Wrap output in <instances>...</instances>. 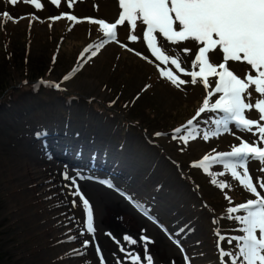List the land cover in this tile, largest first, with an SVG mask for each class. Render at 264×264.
<instances>
[{
    "label": "rangeland",
    "instance_id": "374dc122",
    "mask_svg": "<svg viewBox=\"0 0 264 264\" xmlns=\"http://www.w3.org/2000/svg\"><path fill=\"white\" fill-rule=\"evenodd\" d=\"M96 1L78 0L68 9L65 0L59 7L41 0L45 7L35 9L22 0L15 5L0 0V14L7 11L15 18L8 21L0 15V103L14 93L0 109V264H116V257L120 264H132L126 252L142 253L145 242L140 237L153 227L160 233L150 235L155 243L147 242L154 264H230L231 257L221 258L219 251H238L235 241H227L243 233L238 222L221 217L228 215L229 207L246 203L247 195L238 182L224 189L211 183L209 172L221 171L214 168L222 165H212L209 172L198 166L203 157L196 144L204 142L202 133L187 142L182 138L187 136L185 125L196 116L211 88L204 89L199 82L177 88L161 68L171 67L184 80L191 77L155 60L151 49L144 52L122 41L128 29L148 47L139 21L136 29L126 21L115 40L104 37L102 28L91 20L111 23L121 12L109 20ZM63 12L76 15L77 21L51 19ZM32 84L51 91L40 96L21 92ZM216 116L204 113L197 120L207 128L211 125L204 119ZM126 120L132 124L127 132L121 126ZM68 124L74 129L66 130ZM176 128L182 129L180 134ZM234 132L242 138L250 135ZM111 136L113 142L108 144ZM214 138L205 141L210 154L214 155L213 148L231 150L229 145L215 144ZM107 144L119 156L104 149ZM25 152L53 174L45 172L40 184H35V178L28 183L11 177ZM254 163L258 162L249 164ZM66 171L85 177L76 179L83 189L100 185L101 180L113 185L102 186L114 195L111 200L92 202L93 210L99 208L97 216L93 214L94 238L86 230L80 235L86 215L78 204L72 205L70 196L64 200ZM243 214L242 210L233 215ZM43 215L58 220L61 230L67 231L66 241L44 234L39 227ZM218 227L224 229L220 232L224 240L215 234ZM124 235L137 239L138 245L124 241ZM85 240L89 241L86 248ZM122 246L125 253L119 251ZM59 247L61 254L56 251ZM140 264H147L145 257Z\"/></svg>",
    "mask_w": 264,
    "mask_h": 264
},
{
    "label": "snow or ice",
    "instance_id": "6c2138e0",
    "mask_svg": "<svg viewBox=\"0 0 264 264\" xmlns=\"http://www.w3.org/2000/svg\"><path fill=\"white\" fill-rule=\"evenodd\" d=\"M17 2L18 0H10L12 5ZM22 2L34 5L35 9L45 7L41 0ZM50 2L61 6V0ZM118 3L123 11L114 22H106L103 18L91 20L102 28L104 37L115 40L118 24L124 25L127 21L136 29L139 21L140 32L143 39L147 40L155 60L175 66V69L191 77L190 81L184 80L174 74L171 67L167 70L161 68V73L167 80L177 88L189 83L197 85L198 82L204 89L211 88L203 98L196 116L185 125L183 131L187 132V136L182 138L187 142L188 137L194 139L202 133L201 138L208 141L221 133H228L238 141V144H231L230 151H217L213 148L214 155H204L198 166L209 172L212 165H222L224 171L209 172L213 177L211 183L224 189L230 187L233 181L238 182L243 191L254 197H246V203L229 207L228 215L221 217L238 222L241 226L238 231L243 234L231 236L227 241L229 244L235 241L233 247L238 251L220 249L219 257H231L230 264H264V195L258 190H264V179L260 178L264 177V144L259 143L264 142V0H118ZM65 6L72 9L73 0H65ZM0 15L8 21L15 19L7 11ZM62 17H66L68 21L78 19L68 12L51 19L58 21ZM144 25L147 26L146 32L143 31ZM158 36L161 37L159 40ZM125 38L127 39V35ZM131 40L136 41L137 36L132 35ZM213 49L216 51H212ZM189 50L191 54L185 55ZM95 54L92 52L93 56ZM240 61H245L246 64L241 67L237 64ZM247 66L255 69V73L246 74ZM189 67L193 70L186 71ZM210 77L217 79L210 81ZM64 79L67 80L68 77L65 76ZM54 87L60 88V85L55 84ZM216 94L220 95L213 101ZM204 113H217L215 118L204 119V124L211 125L207 128H201L200 121L197 120ZM230 125L241 133L252 135L242 139ZM181 131V128L175 129L177 134ZM250 161L258 162L254 173L257 177L255 183L254 175L249 174ZM226 173L228 176L225 179H216L225 177ZM77 176L79 174L71 176L66 171L64 180L70 183L65 184V187L70 195L80 198L86 212V223L81 227L80 235L83 236L86 230L94 238L96 228L93 224V207L81 193L76 183ZM99 183L113 187L108 181L101 180ZM73 188L75 191H72ZM72 204L75 206V199ZM242 210L245 214L233 215ZM213 223L218 224V221ZM221 231L224 229L218 227L215 234L220 240H224L225 237L220 235ZM70 239L75 240L76 237L72 236ZM140 239L145 242L143 252L129 250L126 258L130 257L132 264H140L143 256L147 264H154L153 256L147 251V237L141 235ZM123 240L131 245H138V240L129 235H124ZM88 244L89 241L85 240L83 247L86 248ZM96 251L99 252L98 247ZM119 251L125 253V247H120ZM112 255L116 257L115 253ZM99 260L103 262L105 257L101 255ZM116 264H120V257H116Z\"/></svg>",
    "mask_w": 264,
    "mask_h": 264
},
{
    "label": "bare ground",
    "instance_id": "6f19581e",
    "mask_svg": "<svg viewBox=\"0 0 264 264\" xmlns=\"http://www.w3.org/2000/svg\"><path fill=\"white\" fill-rule=\"evenodd\" d=\"M77 1L78 0H73L74 5L78 4ZM96 2L98 3L97 8L100 10L102 16H104L105 18H107L109 20H111L114 17V13H116L118 11H120V12L123 11L119 7L118 0H97ZM62 20H65V19H62ZM123 28H126V24H124V25H119L118 24L117 25L116 34L119 37L121 36V30ZM126 35H127V39L125 38ZM132 35H134V34L130 30L127 29L126 33L124 35H122V39L121 38L120 39L122 41H124V42H128V43L134 44V47L139 49V50H141V51L150 52L149 48L146 47L145 44L142 45L140 43L139 36H137V40L136 41H132L131 40V36ZM180 43L181 44H185L187 42H180ZM110 47H112V46H110ZM111 50H112V48H109L108 52H110ZM212 51H216V49H213ZM190 54H191L190 50H189V52L185 53V55H190ZM237 64L239 66L243 67L246 64V62L245 61H240V62H237ZM174 69H175V66H174ZM176 70H178V69H176ZM252 73H255V69H252L251 66H247L246 74H252ZM256 95L259 96V94H256ZM262 123H264V122H262ZM67 129L70 131V130H73L74 127L72 125H68L66 127V130ZM234 130H236V129H233V131ZM254 131H255V129H254ZM251 135L252 134H250L248 136H251ZM248 136H246V137H248ZM241 138H242V136H241ZM214 140H215V144L222 143L223 145H229V146H231V144H238V141L232 135H230L228 133L221 134L217 138H214ZM112 142H113V136H111L108 144H111ZM259 143L260 144H264V142H259ZM108 144L104 145L103 148L106 149L108 152H111V153L115 152L114 150H112L109 147ZM213 144H214V142H213ZM196 146H199V148H201L199 150V153L201 154L202 157L204 155L210 154V145L208 143H205V141L203 143H202V141L199 144L197 143ZM113 154L115 156H119L118 153H116V154L113 153ZM32 157H33V155L31 153L25 152L24 153V157L21 158L20 162L16 166L17 168L14 171H12L13 174L11 173V177H15V178L19 177L23 182H28V183L31 181L32 178L33 179L35 178L36 179L35 180V184H40L41 182H43V180L40 177H43L45 172L53 174V172H51V168L50 167H47V166H41L40 167L38 163H35V162H33V160H31ZM255 168H256V163L249 164V174L250 175H254ZM214 169L215 170L218 169V170L224 171V169L221 168V167L220 168L217 167V168H214ZM31 174H32V176H30ZM260 178L264 179V177H260ZM255 182H257V177L254 175V183ZM69 183L70 182L67 181L65 184H69ZM77 184L79 185V183H77ZM99 184L100 185H98V184L91 185V186L87 185V187H85V189L81 188V186L79 185L81 193L84 195V198L89 200L91 205H92V202H94V201H100V200L101 201H104V200L108 201V200H111V198L114 196V195L108 193L102 187V186H107L106 184H101V183H99ZM258 190L261 191L262 195H264V190H261V189H258ZM62 191L64 192V196H65L64 200L67 201L66 200L67 196H70L72 201H73V199H75L76 200V204H78L77 207L80 208L82 210V212L86 215V212H85V210L82 207V203L80 201V198L79 197H73L72 195H70L68 188L62 189ZM72 191H75V189L73 188ZM244 192L246 193L247 198H254V197H251V194L247 193L246 191H244ZM43 203H45V202H43ZM76 204H75V206H76ZM92 207H93V205H92ZM98 211H99V208H97L96 210H93V214H95V217L97 216ZM39 220L41 221L39 223V227L44 231V234L48 235L49 233H51L52 237L54 238V241H58V240L59 241H66L67 240V236H66L67 231L61 230V228L59 226V222H58L57 219H54V218L50 217L49 215H43L41 218H39ZM151 226L153 227V225H151ZM145 228H149L148 225L145 226ZM153 228H154V230H157L155 227H153ZM154 230L151 231V233L148 234V235L146 233L145 237H147V241L149 243H155L156 242V239L152 238L151 236H156V235L160 236V233H155ZM56 251H57V253L61 254V251H63V250L59 247L58 249H56ZM61 264H66V261H63ZM68 264H73V263L69 262Z\"/></svg>",
    "mask_w": 264,
    "mask_h": 264
},
{
    "label": "trees",
    "instance_id": "16d2710c",
    "mask_svg": "<svg viewBox=\"0 0 264 264\" xmlns=\"http://www.w3.org/2000/svg\"><path fill=\"white\" fill-rule=\"evenodd\" d=\"M7 88L5 89L6 91L10 89V88L9 89H7ZM49 91H51V90H46L41 85L32 84V85L26 86L24 88V90H22L21 92L22 93H29L32 96H40V95H42L44 93H48ZM12 95H14V93L13 92H9V94L6 96L5 100L2 103H0V109H1V107H3L5 104H7L11 100ZM62 96L66 97V98H69V100L72 99L71 97H67L65 95H62ZM114 118H115V116H114ZM68 125H73V124H68ZM121 126L127 132L129 130L128 127L132 126V124L128 120H126V121L122 122Z\"/></svg>",
    "mask_w": 264,
    "mask_h": 264
}]
</instances>
